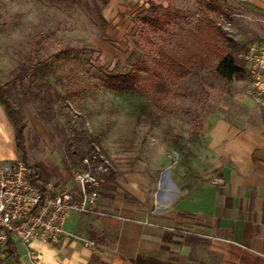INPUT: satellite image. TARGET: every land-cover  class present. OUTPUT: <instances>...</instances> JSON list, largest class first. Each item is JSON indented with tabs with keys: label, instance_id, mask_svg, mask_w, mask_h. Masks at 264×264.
<instances>
[{
	"label": "rangeland",
	"instance_id": "rangeland-1",
	"mask_svg": "<svg viewBox=\"0 0 264 264\" xmlns=\"http://www.w3.org/2000/svg\"><path fill=\"white\" fill-rule=\"evenodd\" d=\"M148 2L162 5L169 16V25L155 34L141 23ZM218 3L223 14L200 7L197 0H0V85L48 61L44 71L9 94L25 124L26 166L39 167L53 193L74 191V173L84 169L78 156L98 148L113 176L99 194L106 186L107 196L130 197L113 186L115 180L126 184L127 172L153 176L156 191L163 192L169 173L177 179L202 158L211 122L221 121L252 139L264 133L261 113L245 95L248 80L240 58L250 42L264 40V0ZM204 16L238 46L234 56L242 74L224 82L212 66H199L162 100L141 88L105 86L107 76H124L134 64L151 67L159 47L172 48ZM66 47L78 53L54 56ZM15 159L23 161L17 151Z\"/></svg>",
	"mask_w": 264,
	"mask_h": 264
},
{
	"label": "crops",
	"instance_id": "crops-1",
	"mask_svg": "<svg viewBox=\"0 0 264 264\" xmlns=\"http://www.w3.org/2000/svg\"><path fill=\"white\" fill-rule=\"evenodd\" d=\"M252 137L211 122L202 158L177 179L169 173L163 192L153 176L127 172L126 184L113 186L130 197L103 187L91 214H70L58 244L34 240L28 249L39 264H264V133ZM15 158L14 128L0 105V161ZM26 253L12 238L0 264H30Z\"/></svg>",
	"mask_w": 264,
	"mask_h": 264
},
{
	"label": "built area",
	"instance_id": "built-area-1",
	"mask_svg": "<svg viewBox=\"0 0 264 264\" xmlns=\"http://www.w3.org/2000/svg\"><path fill=\"white\" fill-rule=\"evenodd\" d=\"M247 75L245 95L257 105L264 122V40L250 42L240 55ZM84 169L73 176L75 190L53 193L48 183L42 190L30 182V169L20 160L0 161V263L12 238L27 249L30 264L40 256L28 249L38 240L55 245L65 233L71 213L92 212L99 200V189L110 174L108 161L95 148L82 159ZM84 244L95 248L93 241Z\"/></svg>",
	"mask_w": 264,
	"mask_h": 264
},
{
	"label": "trees",
	"instance_id": "trees-1",
	"mask_svg": "<svg viewBox=\"0 0 264 264\" xmlns=\"http://www.w3.org/2000/svg\"><path fill=\"white\" fill-rule=\"evenodd\" d=\"M218 1L197 0V4L207 10L223 14ZM147 5L148 10L141 23L151 33L155 34L163 31L169 25L168 14L162 12L163 10L165 11V8L153 2H148ZM237 48L238 46L223 33L213 19L209 16H204L195 24L194 29L189 30L186 36L180 38L172 48L159 47L151 67L143 64H134L130 72L124 76H107L104 84L108 89L118 91L127 90L133 92L137 88H141L144 93L150 94L154 99L162 100L172 93L175 85L190 77L196 67L204 65L212 66L215 77L221 81L230 82L235 76L243 73V69L236 63L234 56ZM76 53H78L76 49L66 47L54 56L60 54L64 57H69L71 54ZM47 63V60L37 62L17 77L0 85V105L14 128L16 151L20 153L23 163H25L23 142L25 124L13 108L9 100V94L17 84L31 74L36 71H44ZM141 72L148 73V76L140 78L138 75ZM89 154H80L78 156L77 164L80 167H82V159ZM28 168L33 169V173L29 177L30 182L32 185L39 187L44 193L46 184L43 183L42 170L36 166H28ZM111 180H113V176L109 174L104 178L101 186L104 181L109 182ZM136 263L165 264L158 260L143 258H138Z\"/></svg>",
	"mask_w": 264,
	"mask_h": 264
}]
</instances>
